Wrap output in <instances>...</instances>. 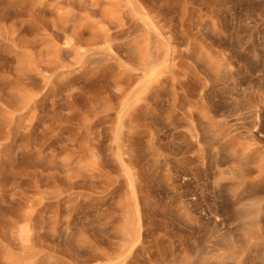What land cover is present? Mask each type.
Segmentation results:
<instances>
[{
  "label": "rangeland",
  "instance_id": "1",
  "mask_svg": "<svg viewBox=\"0 0 264 264\" xmlns=\"http://www.w3.org/2000/svg\"><path fill=\"white\" fill-rule=\"evenodd\" d=\"M0 264H264V0H0Z\"/></svg>",
  "mask_w": 264,
  "mask_h": 264
}]
</instances>
